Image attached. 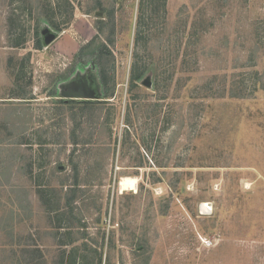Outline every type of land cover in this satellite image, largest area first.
<instances>
[{
    "label": "rangeland",
    "instance_id": "374dc122",
    "mask_svg": "<svg viewBox=\"0 0 264 264\" xmlns=\"http://www.w3.org/2000/svg\"><path fill=\"white\" fill-rule=\"evenodd\" d=\"M140 1L0 0V264H264V0Z\"/></svg>",
    "mask_w": 264,
    "mask_h": 264
},
{
    "label": "trees",
    "instance_id": "16d2710c",
    "mask_svg": "<svg viewBox=\"0 0 264 264\" xmlns=\"http://www.w3.org/2000/svg\"><path fill=\"white\" fill-rule=\"evenodd\" d=\"M140 6H139V21L138 24H142V22L145 21V19H150L151 21H156L158 19H161L165 13H166V4H167V0H141L140 1ZM99 8H101L103 11L105 10L103 8V6L101 5V3L98 5ZM62 5L58 4L57 6L52 3L51 1H49L48 3H44V4H40L38 7L33 8L32 6L30 7H25L26 10H28L29 15L31 17H36L37 19V25L35 27V34L38 37L39 36V22H41L42 20H47L49 23H51L53 25L54 28L61 29L62 26H65L69 23V17H67L66 19H63V21H61V23H58L57 21H55V18L58 17V15H62V11H61ZM64 10H67V7H63ZM71 14V12H70ZM72 16V14H71ZM71 18V17H70ZM19 18H14L11 17L10 18V26L13 29H16L18 27V22ZM39 23V24H38ZM19 27H22L21 25ZM20 33L18 34V38L16 39V47L22 46L23 43L25 42V38L27 35V30H25V28L20 29ZM138 34H140V32H137ZM38 47H41V44H38ZM108 47H106L104 45L103 49L101 50L102 56L103 58H108V55H112L110 53V51L107 49ZM100 62V60H99ZM137 65L136 62L133 65V68L131 70V83L133 85V87L135 86L136 82L139 81V79L141 78V71L138 69H136ZM74 73V71L72 72ZM70 76H73L70 75ZM65 79V78H64ZM99 79H100V85H101V91H102V100H96V101H91V100H82V101H76L77 99H72L70 100V104H83L85 105V107L87 109H89L91 112V114L95 113L96 110L99 109V103L100 102H106L107 100H109L110 98H112L113 96V92H114V87L111 83L113 82V78L111 76L110 73V69L104 64L103 67L101 66V68L99 69ZM19 96V95H18ZM17 96V97H18ZM21 96V95H20ZM21 99H27L24 98V96H21ZM233 97H245L244 95H239V94H235L232 95ZM75 145L79 144V142L75 141L74 142ZM75 186H79L78 182H76ZM77 189H74L73 192L76 195L75 191ZM19 245V244H18ZM11 251H15V250H11ZM41 252V251H40ZM22 264V263H19ZM60 264H64V263H60ZM68 264H91L88 262H78L77 259H74V262L72 263H68ZM98 264H102V260H100V262Z\"/></svg>",
    "mask_w": 264,
    "mask_h": 264
},
{
    "label": "bare ground",
    "instance_id": "6f19581e",
    "mask_svg": "<svg viewBox=\"0 0 264 264\" xmlns=\"http://www.w3.org/2000/svg\"><path fill=\"white\" fill-rule=\"evenodd\" d=\"M135 185H136V180L133 179V178H123L121 180V189L123 191L135 188L136 187ZM201 209H202L203 212L211 211V207H210L209 204H202Z\"/></svg>",
    "mask_w": 264,
    "mask_h": 264
},
{
    "label": "water",
    "instance_id": "95a60500",
    "mask_svg": "<svg viewBox=\"0 0 264 264\" xmlns=\"http://www.w3.org/2000/svg\"><path fill=\"white\" fill-rule=\"evenodd\" d=\"M100 15H102V14L100 13ZM48 33H49L48 29H45L42 32L43 35H47ZM63 96H67L70 99L86 98L85 96H81L80 92H71V91H64Z\"/></svg>",
    "mask_w": 264,
    "mask_h": 264
},
{
    "label": "crops",
    "instance_id": "0c3cea01",
    "mask_svg": "<svg viewBox=\"0 0 264 264\" xmlns=\"http://www.w3.org/2000/svg\"><path fill=\"white\" fill-rule=\"evenodd\" d=\"M12 224H15V223H12ZM14 230H15V229H14ZM19 262L22 263V261H19ZM25 263H26V264H29L30 262L28 263V261H26Z\"/></svg>",
    "mask_w": 264,
    "mask_h": 264
}]
</instances>
